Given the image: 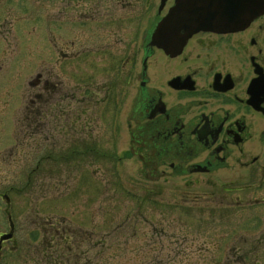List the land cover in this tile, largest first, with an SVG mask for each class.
I'll return each instance as SVG.
<instances>
[{"label": "rangeland", "instance_id": "374dc122", "mask_svg": "<svg viewBox=\"0 0 264 264\" xmlns=\"http://www.w3.org/2000/svg\"><path fill=\"white\" fill-rule=\"evenodd\" d=\"M78 1L19 0L31 14H16L11 33L2 32L0 157L12 163L2 166L3 185H23L31 174L28 200L81 236L80 264H264V171L145 176L127 152V126L137 118L135 92L123 94L119 81L122 64L56 63L60 47L76 39ZM91 3L83 0L88 18ZM45 80L55 85L49 94ZM111 81L117 105L103 92ZM25 92L41 109L33 154L12 142ZM10 261L28 264L26 250Z\"/></svg>", "mask_w": 264, "mask_h": 264}, {"label": "flooded vegetation", "instance_id": "af4514ba", "mask_svg": "<svg viewBox=\"0 0 264 264\" xmlns=\"http://www.w3.org/2000/svg\"><path fill=\"white\" fill-rule=\"evenodd\" d=\"M91 1L89 18L83 0L75 3L76 39L60 47L54 58L58 64L104 60L122 64L119 81L123 94L135 92L137 118L127 126V152L139 161L145 176L211 175L233 167L247 173L264 171V24H256L264 15L244 30L199 31L183 46L165 50L163 45L176 44L166 39L170 34L160 33L156 45L150 42L174 0ZM18 2L0 0V53L6 38L3 30L11 33L16 14L31 11L19 8ZM32 32H26L27 38ZM54 86L45 80L43 91L49 94ZM114 91L113 81L103 90L106 100L117 105ZM25 95L21 116L13 123L17 135L12 142L25 143L33 154L29 143L36 130L34 115L41 109L34 97ZM3 165L12 163L0 157V264H17L4 261L21 249L26 250L28 264L34 259L80 264L81 236L69 231L61 218L52 222L42 217L40 205L32 206L31 174L23 185L15 181L3 185Z\"/></svg>", "mask_w": 264, "mask_h": 264}, {"label": "water", "instance_id": "95a60500", "mask_svg": "<svg viewBox=\"0 0 264 264\" xmlns=\"http://www.w3.org/2000/svg\"><path fill=\"white\" fill-rule=\"evenodd\" d=\"M263 15L264 0H174L173 7L153 33L150 45H156L160 33H167L170 36L166 39L176 44L161 48L173 50L199 31L244 30Z\"/></svg>", "mask_w": 264, "mask_h": 264}]
</instances>
